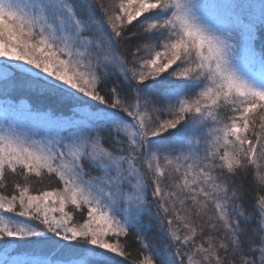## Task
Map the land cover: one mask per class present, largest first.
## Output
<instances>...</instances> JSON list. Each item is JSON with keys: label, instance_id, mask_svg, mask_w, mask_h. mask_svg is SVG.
I'll return each mask as SVG.
<instances>
[{"label": "snow or ice", "instance_id": "1", "mask_svg": "<svg viewBox=\"0 0 264 264\" xmlns=\"http://www.w3.org/2000/svg\"><path fill=\"white\" fill-rule=\"evenodd\" d=\"M261 28L264 0H0V186L56 182L0 195V264H264V90L235 60Z\"/></svg>", "mask_w": 264, "mask_h": 264}, {"label": "trees", "instance_id": "2", "mask_svg": "<svg viewBox=\"0 0 264 264\" xmlns=\"http://www.w3.org/2000/svg\"><path fill=\"white\" fill-rule=\"evenodd\" d=\"M102 3H104L107 6H111L113 1H107V0H101ZM97 15H102L100 9H97ZM144 17L138 18L137 21H134V23H137L139 20H143ZM158 18V17H154ZM134 43L133 45H125L124 47H133L135 46V43L139 42L138 38H133ZM251 53H253V56L251 57V67L256 69V68H263L264 69V28L259 29L256 34H255V42H254V47L251 45ZM129 58H131L129 56ZM260 70V69H259ZM165 77L167 78L166 74ZM163 79V78H162ZM185 84H189L188 89L186 90L191 91L194 87L196 86L195 83L187 81V82H181ZM27 102L31 104V106L34 109L40 110V111H47V110H60V106L58 105L57 101L54 98H45V97H40V96H32L30 98H26ZM66 111V109H65ZM175 132V130H172ZM165 136H168V134H165ZM159 139V138H158ZM255 175V173H253ZM24 177H17L13 179L12 176H9L7 180H5L3 186L0 188V195H8L12 194L15 191H17L16 185L17 183H23ZM55 181H48L44 180L41 181L40 178L35 177L31 180L29 183H23L24 187H27L29 189L30 194H37L36 190L38 188L43 187L45 190H52V188L55 185ZM230 183L235 184L236 186L240 187L241 190L244 193L245 197V204L248 207H251V203L253 200V186L251 185L249 181V177H247L245 174L241 173L239 176H234L233 179L230 181ZM70 207V206H69ZM187 211H191L190 209ZM183 214V213H182ZM86 215V214H85ZM211 215V209L208 210V215L203 216L200 219L207 220L208 216ZM199 222V221H198ZM151 224V227L148 225ZM135 231V229H134ZM144 231L146 235L152 239L153 241L156 242H161L160 241V234L159 230L155 226V220H149L148 218H145L144 221ZM51 235L48 238H38L37 240H43L45 243H25L21 244L20 247L22 249H29V250H36L39 251L41 249H45L49 247V241H50ZM129 243L135 246L134 241L129 240ZM73 247H79L81 250L84 249H89L90 247L87 244H80V245H72ZM39 253V252H38ZM113 264H126L125 261L119 259H114Z\"/></svg>", "mask_w": 264, "mask_h": 264}, {"label": "rangeland", "instance_id": "3", "mask_svg": "<svg viewBox=\"0 0 264 264\" xmlns=\"http://www.w3.org/2000/svg\"><path fill=\"white\" fill-rule=\"evenodd\" d=\"M108 2L110 1H113V0H107ZM19 2L22 4V5H28L30 3V0H19ZM114 2L116 3H119V0H114ZM206 3H209V4H212V3H218L220 2V0H205ZM256 2L258 3L259 0H256ZM131 10V9H130ZM143 16L139 17V18H142ZM60 46H63V43H60ZM75 52H78L80 53V59L82 60V62H86L89 58V51L87 49V47H78V48H75L74 49ZM253 56V53H251V44L246 48V49H242L240 51L237 52V55H236V62L238 63H242L245 68H246V71L244 73V78L248 81V83L256 88L257 90H264V69L263 68H252L251 67V57ZM260 69V70H259ZM167 76V74H166ZM167 79H173V77H167ZM196 86L194 87H190V88H193L191 91H186L187 89H185L184 91V95L182 97H178L177 99L179 98H188V97H191L193 95H195L198 91H200L202 85H199L197 83H195ZM112 86V81H109L107 82V84L105 85V91H107L108 88H110ZM207 123V120H204L203 122L201 121V118L200 117H197L196 118V122L195 124H191L190 127L194 128V129H197V128H203L204 124ZM210 123V121H209ZM209 129H205V133H209ZM4 134L3 133V129H0V135ZM33 139H39L40 137L39 136H34L32 137ZM200 139V136L197 135V136H193V137H190L189 138V141L188 143L190 144H194L195 143V140H199ZM165 164V167H168V162L165 161L164 162ZM171 166H175V162L173 161V164ZM1 188V186H0ZM151 190H149V193H150ZM68 207L69 205H66V210H68ZM86 214V213H85ZM55 215L59 216V213H55ZM86 217V215H85ZM147 218V217H146ZM22 219V218H20ZM149 219V218H148ZM51 234H48L47 236H44V237H39V238H48ZM38 239V238H36ZM88 245V244H87ZM90 248H92L91 245H88ZM89 248V249H90ZM96 251H102V250H96ZM37 255H40L39 253H37ZM105 256H108V257H111L112 254L111 253H104ZM43 258V257H41ZM114 259H119V257H115L113 258Z\"/></svg>", "mask_w": 264, "mask_h": 264}]
</instances>
